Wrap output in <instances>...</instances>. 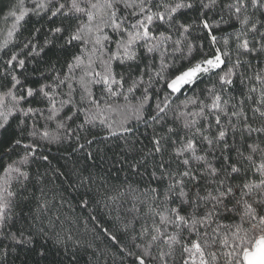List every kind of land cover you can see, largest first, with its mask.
I'll list each match as a JSON object with an SVG mask.
<instances>
[{
    "label": "snow or ice",
    "instance_id": "snow-or-ice-1",
    "mask_svg": "<svg viewBox=\"0 0 264 264\" xmlns=\"http://www.w3.org/2000/svg\"><path fill=\"white\" fill-rule=\"evenodd\" d=\"M0 12V264H264V0Z\"/></svg>",
    "mask_w": 264,
    "mask_h": 264
},
{
    "label": "trees",
    "instance_id": "trees-1",
    "mask_svg": "<svg viewBox=\"0 0 264 264\" xmlns=\"http://www.w3.org/2000/svg\"><path fill=\"white\" fill-rule=\"evenodd\" d=\"M10 0H3V3H0V8L4 7L5 4L9 3ZM4 13L0 12V16H2ZM52 156H56V157H60L62 154L57 152L55 150V148H53V151L51 153ZM57 161L53 160V164H56ZM60 164H64L65 161L63 159L59 160ZM70 166V164H69ZM97 217H98V222L101 224V226H108L109 225V220L107 218V216L103 213V212H98L97 213ZM87 227L91 228L92 224L87 225ZM84 229V225L82 224L80 226V230L83 231ZM118 238H120L122 241H124V237L122 236V234L118 235ZM97 243L100 244L101 246H103L104 244L108 243V241H106L103 237V235L101 234L100 238L97 240ZM87 257L86 256H82V260H86Z\"/></svg>",
    "mask_w": 264,
    "mask_h": 264
}]
</instances>
